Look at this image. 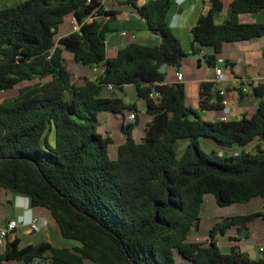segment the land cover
Returning <instances> with one entry per match:
<instances>
[{
  "label": "trees",
  "instance_id": "1",
  "mask_svg": "<svg viewBox=\"0 0 264 264\" xmlns=\"http://www.w3.org/2000/svg\"><path fill=\"white\" fill-rule=\"evenodd\" d=\"M103 0H19L0 5V92L19 86L17 94L0 100V188L26 196L28 207L44 210L62 238L19 244L9 236L0 251V264L34 259L51 264H264L237 245L223 253L216 238L248 223L264 212L235 215L217 221L205 241H188L198 228L205 194L218 205L264 198V79L251 84L257 100L251 116L204 120L186 105L184 83L166 82L168 67L179 70L188 54L204 47L207 65L215 66L225 43L252 41L264 36V21L241 22L242 13L264 12V0H232L223 22L215 14L222 0L211 5L191 28L190 52H185L166 16L172 0H118L134 8L156 44L129 42L114 56L106 53L102 16H114ZM81 21L79 31L58 37L65 18ZM74 62L99 67L94 79L71 80L63 53ZM227 65V61H224ZM165 70L160 71L161 65ZM133 85L151 116L139 141L131 137L132 122L122 123L126 139L115 158H109L111 139L97 132L99 112H136L134 103L117 95H103ZM159 93L149 97L152 90ZM239 99L245 95L238 88ZM204 109L221 107L219 87L202 81L198 91ZM53 134L52 142L49 137ZM210 138L221 146H241L234 154L200 148ZM180 139H187L178 151ZM252 143L248 150L247 145ZM245 233L244 236H246ZM233 240V236H229Z\"/></svg>",
  "mask_w": 264,
  "mask_h": 264
},
{
  "label": "rangeland",
  "instance_id": "2",
  "mask_svg": "<svg viewBox=\"0 0 264 264\" xmlns=\"http://www.w3.org/2000/svg\"><path fill=\"white\" fill-rule=\"evenodd\" d=\"M19 0H0V5L3 3L10 2H18ZM173 1V0H172ZM191 1L189 0L184 4V6H188ZM110 5L115 8H119L122 10L130 11V8L127 5L119 6V3L114 0V2H109ZM170 12V11H169ZM169 12L167 13L166 20L169 19ZM128 15H120V16H112L109 17L107 24L109 26V30L105 33L106 37V53L107 56L112 57L115 55L116 48L121 46L125 41L128 40L129 36H121L120 31L122 30H131V28H137V38L135 39L137 42L145 43V44H154L159 41V36L149 32L146 28V25L137 21L133 16H129V20L127 19ZM140 26V28H139ZM70 31L71 26L69 23V19L65 18L64 22L59 26L58 34L56 35V40L59 35H62L65 31ZM176 33V31L174 30ZM230 45L225 49V55L230 57L231 60L237 61V71L240 75H247L249 77H254L258 73H261L262 69H264V36L260 37L257 41H237V42H229L225 45ZM182 48L185 52H190V43L186 38L182 39ZM205 49V47H204ZM65 59V66L70 73L71 80L77 83H82L83 80L81 77L88 76L89 78H96L99 71H94L89 66H84L74 62L72 59L71 53L65 51L63 53ZM201 59L202 68L198 70L196 61L197 59ZM185 79H193L195 76L202 77L205 72L208 70L204 60H202V56L199 54H188L186 55L182 61L181 66ZM179 68V70H180ZM176 70L171 67L169 71L166 73L168 77L176 78ZM199 71V72H198ZM182 72V71H181ZM229 72V71H228ZM182 73V74H183ZM177 81V79H176ZM28 83V81H24L19 85H16L14 88L9 89L7 91L0 92V100L3 98L11 97L17 94L18 88L21 85ZM185 103L187 106L195 109L202 119L204 120H216L219 118L221 108L215 109H204L199 105L198 93L196 89L195 83H190L187 85V89L185 88ZM250 91L244 95L243 99L239 102V93L236 96L238 101V111L245 109L247 112V116H251L255 111L257 103L254 104V98L249 94ZM103 95L111 96L117 95L123 98V100L127 103H134L136 107L135 114L137 117L128 121L127 115L129 111H124V118L120 114H113L110 112H99L97 116V127L96 130L103 137L110 135L112 142L107 146V153L109 158H115L117 146L123 143L126 139V135L122 132L121 124L132 122L134 124L131 137L135 141H139L144 134L145 126L147 122L151 120V116L146 112V107L142 105L141 100L137 96L136 89L133 85H125L122 90H103ZM252 104V106H250ZM231 119H235L233 114H230ZM136 119L139 121L136 123ZM53 134L51 133L49 140L52 142ZM187 139H180L178 143V151L180 152L184 145L186 144ZM252 147V143L247 145V149L250 150ZM200 148L210 153L211 151L218 152L220 154H234L235 152H239L242 150L241 146H221L218 145L210 138H201L200 139ZM14 196V193H10L0 188V220H4L9 217H17V209L12 208L9 204V201ZM264 212V198L263 197H255L249 200L248 202L243 203H234L226 206L218 205L214 196L212 194H205L203 197V202L200 208V221L198 228L191 231L188 235V241H194L197 238L199 241H205L209 237V232L212 229L213 225L217 221H221L222 219L235 215H250L253 213ZM48 215V214H47ZM50 219V218H49ZM50 225L52 228L51 241L53 244L58 246H69L73 243L71 240H67L59 236L56 226L53 220L50 219ZM55 229V231H53ZM244 228L237 229L235 227L228 229L225 233H221L217 231L216 238L218 241V246L223 253H227L230 250V247L233 245L239 246L243 243L250 244L255 250L259 244L264 241V223L261 217L254 218L251 222L248 223V229L245 230L243 234H240L241 230ZM51 230V228H50ZM18 233L22 238V243H24L27 239H31L29 235L21 234V227H18ZM39 231V230H38ZM245 233H247L246 236ZM40 232H37L35 236H39ZM229 236H233L234 239H229ZM35 238V237H32ZM258 257H264V254L256 252ZM176 264H184L179 256L176 254ZM50 262V261H49ZM7 264H22L21 262H17L15 260L7 261ZM186 264V262H185Z\"/></svg>",
  "mask_w": 264,
  "mask_h": 264
},
{
  "label": "crops",
  "instance_id": "3",
  "mask_svg": "<svg viewBox=\"0 0 264 264\" xmlns=\"http://www.w3.org/2000/svg\"><path fill=\"white\" fill-rule=\"evenodd\" d=\"M116 1L118 2V0H116ZM145 1L146 0H137V4L142 5ZM188 1L189 0H173V4H172L171 8L169 9L170 12L168 11L170 17H169L167 22H168L169 26L171 27L172 31L173 32H174V30L176 31V33L174 32V34L179 38L181 45H182V39L183 38H186L188 40V42L191 43V41L193 39L192 33H191V28L196 23L198 17L201 14H204L210 7L209 3L206 0H193V1H191V3L188 6L185 7L184 4ZM231 1L232 0H222L223 8L220 12L215 14V21L216 22L220 23V22H223L225 20V18L227 17V14H228L229 4L231 3ZM109 2H114V0L105 1L104 2L105 9L115 10L117 12L115 14L116 16L128 15L127 16L128 20H129V16H133L135 19H137V21L145 24L144 20L139 17L137 11L134 8L127 5L130 8V11H126V10H122L119 8H115L114 6L110 5ZM118 4H119V2H118ZM121 5H124V4H119V6H121ZM109 17H111V16H102L101 21L107 23ZM239 20L241 22L264 21V12L242 13L239 15ZM139 28H140V26H139ZM127 31H129V33H134L135 37L134 38L128 37V40L125 41L121 46H123L129 42H132V41L137 42L135 40L137 38V28L134 27V28H131V30L129 29ZM68 32H70V31L69 30L65 31L62 35H65ZM62 35H59V37ZM257 40L258 39H256V41ZM252 41H255V40H252ZM158 42H156V43H158ZM248 42H251V41H248ZM156 43H154V44H156ZM225 44L223 45L220 54L217 55L218 62L216 63V65L223 66L224 68L227 69L228 79L225 81H221L219 85L222 87H225L226 94L230 99L229 100L230 101V112L227 114L228 119L232 118L231 116H229L230 114H233L235 116V119H237L242 115V113L247 112L245 109H242L239 111L237 109L238 108V101H237L236 96H238V94H237L238 88H241L242 81L253 80V79H256L258 76L262 75L264 73V69H262L261 73H258L254 77H249V76L244 75V74H243V76L240 75L237 71V65H236L237 61L231 60L230 57L225 55L226 47L230 46L228 44L227 45H225ZM119 47H117L116 50ZM263 51H264V49H263ZM211 52H212L211 47H205V49L203 48V51L199 55L202 56V60H204V62H205L204 55L210 54ZM224 61H227V63H226L227 65H225ZM205 64H206V62H205ZM196 65H197L198 70L200 68H202L201 59H199V58L197 59ZM206 66H207L208 70L205 72L204 76L198 77V78L195 76L193 79H190V80L185 79L183 70H182V68H180V71H182V73H183V78L179 82L184 83V86L186 89H187L188 84L195 83L197 93H198L199 84L202 81H212L215 77V72H214L215 66H209L207 64H206ZM91 68L94 71H97L99 67H96L95 69L93 67H91ZM169 69H171V67L167 68V72L169 71ZM86 77H88V76H86ZM90 79H94V78H90ZM165 80H166V82L170 83V82H175L176 78L170 79L168 77V75H166ZM219 85H217V87ZM185 93H186V90H185ZM244 93L246 95L248 92L247 93L244 92ZM243 97H242V99H243ZM242 99H239V102ZM140 100L142 102V105L144 107H146L144 101L142 99H140ZM255 102L257 103V100L253 101L252 104H254ZM252 104H250V106H252ZM220 108L222 110L220 112L219 118L216 120H220L221 117L223 115H225V111L222 108V106ZM136 117H137V115H136ZM136 120H137V122L139 121L138 119H136ZM107 136L111 139L110 135H107ZM111 142H112V139H111ZM9 204L12 206V208H16L18 210L17 211L18 214H17L16 218L28 220L31 216H37L41 222L45 223L44 225L41 226L39 231L38 230L37 231H28V229L25 225L20 224L17 226L14 233L9 236L10 239L17 238L20 245H22V244H36V243H39L41 241H48V242L52 243L51 234H50V232L52 231V228H53L50 225L51 217L49 215H47V213L44 210L27 208L28 198L26 196L19 195V194H14L12 199L9 201ZM16 218L9 217V218H5L4 220H0V225H4L8 220L16 219ZM263 223H264V221H263ZM19 226L21 227V234L31 236V239H27L24 243H22V238L17 231ZM50 228H51V230H50ZM53 231H55V229H53ZM37 232H40L39 236H35L37 234ZM32 237H35V238H32ZM194 241H199V240L197 238H195ZM3 244H4V241L0 240V251L2 250ZM239 249H242V251H246L249 254L250 253L252 254L255 252V256L257 255L255 248H253L248 243L240 244ZM252 249L254 250V252H252ZM3 264H7V262H5ZM38 264H51V263L49 262V260H43V261L41 260Z\"/></svg>",
  "mask_w": 264,
  "mask_h": 264
},
{
  "label": "built area",
  "instance_id": "4",
  "mask_svg": "<svg viewBox=\"0 0 264 264\" xmlns=\"http://www.w3.org/2000/svg\"><path fill=\"white\" fill-rule=\"evenodd\" d=\"M105 1H107V0L102 1L103 4ZM90 19H92V16H87V17L83 18L81 21H78L74 16H71L69 18V23L71 26L70 31H72V32L79 31L81 26L85 22H88ZM120 35L121 36H129L130 38L135 37L134 33H129V31H127V30L120 31ZM93 68L95 69L96 67H93ZM214 72H215V77L212 80V82H214L216 85H219L221 81H225L228 79L227 69L224 68L223 66L215 65ZM182 78H183V74L180 70H178L176 72L177 81L182 80ZM263 79H264V73L262 75L258 76L256 79L242 81V85H241L242 91L246 92V93L249 92L251 90V84L256 83V82L263 80ZM218 87H219V94L222 96L221 106L225 111V115H223L220 120L227 121L228 120L227 114L230 112V101H229L230 99L226 94L225 87H222L220 85ZM106 89L107 90H113V85L107 84ZM158 96H159V93L157 91H155L154 89L149 93V97L152 99H156ZM135 117H136V115H135V112H133V111L129 112V114L127 115L128 121L134 120ZM27 208H29L28 205H27ZM262 220L264 221V216H263ZM20 224L25 225L27 227L28 231H37L45 223L41 222L37 216H31L28 220H23L21 218L10 219L4 225H0V240L4 239L7 236L12 235L14 233L15 229L17 228V226ZM263 236H264V233H263ZM256 252L264 254V242H262L261 244L258 245ZM40 261H41L40 259L36 258L33 260L32 264H38Z\"/></svg>",
  "mask_w": 264,
  "mask_h": 264
},
{
  "label": "water",
  "instance_id": "5",
  "mask_svg": "<svg viewBox=\"0 0 264 264\" xmlns=\"http://www.w3.org/2000/svg\"><path fill=\"white\" fill-rule=\"evenodd\" d=\"M209 3V5H211V3L210 2H208ZM207 13V11L204 13V14H206ZM165 70V65L163 64V65H161V67H160V71L161 72H163ZM136 123H137V120H136ZM243 232H244V229H242L241 230V232H240V234H243ZM237 250H239V247H237ZM252 252H254V250L252 249ZM249 257L250 258H255V252L254 253H250L249 254Z\"/></svg>",
  "mask_w": 264,
  "mask_h": 264
}]
</instances>
